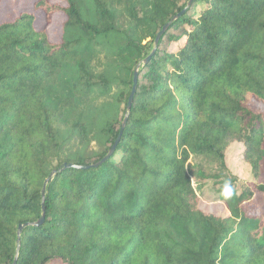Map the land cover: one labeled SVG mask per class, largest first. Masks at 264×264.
<instances>
[{
    "label": "trees",
    "instance_id": "obj_1",
    "mask_svg": "<svg viewBox=\"0 0 264 264\" xmlns=\"http://www.w3.org/2000/svg\"><path fill=\"white\" fill-rule=\"evenodd\" d=\"M188 1L36 0L41 30L0 22V264L23 224L16 264H264V204L247 212L264 196V0H193L155 45ZM233 142L257 182L231 177ZM205 184L227 216L200 209Z\"/></svg>",
    "mask_w": 264,
    "mask_h": 264
},
{
    "label": "rangeland",
    "instance_id": "obj_2",
    "mask_svg": "<svg viewBox=\"0 0 264 264\" xmlns=\"http://www.w3.org/2000/svg\"><path fill=\"white\" fill-rule=\"evenodd\" d=\"M36 0H1L0 1V22L11 21L20 11L35 14V27L41 30L45 27L43 13L33 10V4ZM66 17L63 13H56L52 16L50 24L46 27L48 38L52 43L60 42L63 22ZM244 146L240 142H233L227 148L225 153V164L231 175L237 181V185H242L247 182H257L253 177L250 166L242 159ZM209 182V181H208ZM195 187V183H193ZM207 185H204L202 191L197 189V195L200 198V209L208 214H213L217 217H225L228 215V210L222 201L208 195ZM264 204V196L257 195L251 202V206L247 209L250 214H258L259 208Z\"/></svg>",
    "mask_w": 264,
    "mask_h": 264
},
{
    "label": "water",
    "instance_id": "obj_3",
    "mask_svg": "<svg viewBox=\"0 0 264 264\" xmlns=\"http://www.w3.org/2000/svg\"><path fill=\"white\" fill-rule=\"evenodd\" d=\"M192 1L193 0H189L187 3H186V6L179 12L177 13L176 15H174L165 25L162 26L161 30L157 33L156 35V38H155V45L157 44L158 40L160 39V37L170 28V26L176 22V20L181 17L191 6L192 4ZM153 53V51H152ZM151 53V54H152ZM150 60V56H148L147 58H145L141 64L145 65L148 63V61ZM140 67V64H138L136 66V69L134 71V74H133V80H132V89H131V92L129 94V97H128V102H127V108H126V114L124 116V119L122 121V124H121V129H120V133H119V136L121 135L124 127H125V124H126V121H127V118H128V114H129V111H130V108H131V105H132V100H133V97H134V94L136 92V87H137V75H138V69ZM118 142V139L115 143V145L112 146V148L109 150V152L107 153V155L101 159L100 161H98L97 163L93 164V165H90L88 167H84V166H75V165H65V167H73V168H77V169H87V168H91V167H98L100 164H102L106 159H108L111 154L114 152V149H115V146ZM55 174V172L53 171L51 173V177ZM48 180L45 181L44 185H43V188L41 190V196H42V215L40 217V219L31 224L32 226H41L43 221H44V212H45V208H44V197H45V188H46V184H47ZM29 224H23V225H20L18 226V230H17V240H16V250H15V256H14V260H13V263L12 264H16V261H17V257H18V252H19V247H20V234H21V231L23 228H26L28 227Z\"/></svg>",
    "mask_w": 264,
    "mask_h": 264
}]
</instances>
